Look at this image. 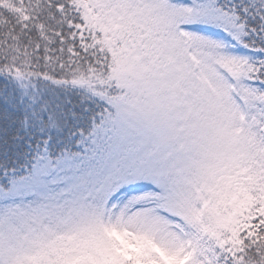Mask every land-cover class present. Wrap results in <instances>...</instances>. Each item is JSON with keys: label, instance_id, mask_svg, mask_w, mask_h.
<instances>
[{"label": "snow or ice", "instance_id": "6c2138e0", "mask_svg": "<svg viewBox=\"0 0 264 264\" xmlns=\"http://www.w3.org/2000/svg\"><path fill=\"white\" fill-rule=\"evenodd\" d=\"M238 48L264 53V0L0 10V264L84 239L81 264H264V56Z\"/></svg>", "mask_w": 264, "mask_h": 264}, {"label": "trees", "instance_id": "16d2710c", "mask_svg": "<svg viewBox=\"0 0 264 264\" xmlns=\"http://www.w3.org/2000/svg\"><path fill=\"white\" fill-rule=\"evenodd\" d=\"M225 2H235L239 3L241 0H225ZM0 10L4 12V14H16L19 11V0H0ZM226 41L231 42V38L225 36ZM234 43V42H233ZM238 52L244 55L252 56L256 59L264 56V53L256 52L254 49H242L238 48ZM243 175V173H242ZM249 183L248 178L244 177H228L226 179L227 193H222V198L219 201L220 206L222 207H232L235 205H239L243 207L248 199V190L246 185ZM60 264H64L61 263Z\"/></svg>", "mask_w": 264, "mask_h": 264}, {"label": "rangeland", "instance_id": "374dc122", "mask_svg": "<svg viewBox=\"0 0 264 264\" xmlns=\"http://www.w3.org/2000/svg\"><path fill=\"white\" fill-rule=\"evenodd\" d=\"M205 34L213 36L214 38H217V39H224V40L226 38L225 36H227L220 29H211V28L208 29ZM238 175H239V177L243 176L242 172L239 173ZM110 237L115 243H117L121 246L123 251L128 252V251L133 250L131 247V241L128 238L127 234L112 232L110 234ZM70 243L72 245L71 247H62V248L58 249L55 253L61 263H64V264H81L80 257H77L74 255V249H76V248L90 249V248L95 246L94 241L91 239H84V240H79V241L72 240V241H70Z\"/></svg>", "mask_w": 264, "mask_h": 264}]
</instances>
